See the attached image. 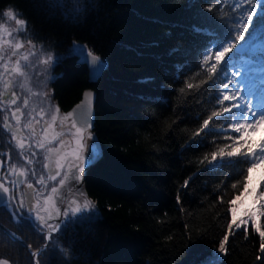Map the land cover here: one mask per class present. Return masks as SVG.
<instances>
[{
	"label": "trees",
	"instance_id": "1",
	"mask_svg": "<svg viewBox=\"0 0 264 264\" xmlns=\"http://www.w3.org/2000/svg\"><path fill=\"white\" fill-rule=\"evenodd\" d=\"M188 2L81 0L77 11L73 0L62 4L0 0L1 9L13 8L21 14L37 44L36 62H29L26 75L16 80L27 83L28 98L39 100H29V109H35L32 116L40 123L34 120L33 124L40 135L52 122L51 115H57L58 106L60 137L75 142L65 130L69 127L64 117L86 90L97 95L95 125L90 131L102 146L103 157L87 171L84 186L98 215L46 240L45 225L35 227L37 223L26 215L20 222L26 212L17 205L14 222L12 214L0 207V222L34 250L41 249L40 264H204L218 252L231 220L229 201L242 191L240 185L231 188L240 168L227 162L212 168L203 159L214 150L211 144L192 145L200 138L195 132L203 119L217 107L210 101L219 89L215 78L209 79L194 59L168 53L177 46L194 50L204 39L190 30V25L200 23L194 13L201 6L214 3L212 12L205 15L227 18L233 15L235 0H194L196 9H189ZM74 43L87 46L107 63L95 83L89 81L87 66L69 55ZM49 54L65 59L42 63ZM180 63L192 67L177 71ZM145 80L150 82L142 83ZM187 83L196 87L188 89ZM24 135H29L27 129ZM261 136L264 129L251 133L254 141ZM214 139L208 137L209 142ZM34 151L37 155L29 169L43 164L41 150ZM12 155L15 158V152ZM261 172L253 173L251 187L257 191L237 201L241 212L264 191ZM225 247L227 254H218L222 264H264L260 238L252 227L247 235L243 228L234 230ZM0 260L34 264L31 253L1 228Z\"/></svg>",
	"mask_w": 264,
	"mask_h": 264
},
{
	"label": "snow or ice",
	"instance_id": "2",
	"mask_svg": "<svg viewBox=\"0 0 264 264\" xmlns=\"http://www.w3.org/2000/svg\"><path fill=\"white\" fill-rule=\"evenodd\" d=\"M61 4L63 0H58ZM77 5L76 10L80 11L81 0H73ZM187 7L189 9H196L194 0H189ZM215 7L214 3L201 6L195 13L194 18L200 20L199 24L190 25V30L204 39L197 45L194 50L183 49L181 46L172 48L169 55L179 54L185 59H194L197 67L205 71L209 79L213 77L216 80V86L219 91L215 93L214 102L217 106L207 118L203 119L202 125L195 132L199 140H193L192 145L204 146L210 143L214 150L203 158L208 162L212 168L222 167L225 162L229 165L235 163L239 166L240 171L235 182L231 183L232 189H237L238 185L242 187V191L235 195L229 201L231 220L227 226L228 231L219 242L218 252L214 251L213 256L209 257L204 264H222L219 253L227 254L225 247L229 240V234L233 231L244 229V234L247 235L248 227L259 235L260 251L264 253V224H261V218H264V191H261L252 202V206L240 211L241 196L247 194L253 195L257 191L256 188L251 187L253 184V173L257 170H264V136H261L259 141H254L251 138V133H255L260 129H264V0H235L232 7L233 15L227 18L217 16H208L205 13H211ZM18 13L12 9L0 13V20L15 21L18 26L15 29L16 35L9 27L0 23V148H7V151H0V169H3L4 175L0 176V207L9 211L15 222L17 213L13 207V201H18L22 206L24 199L22 196L16 195V186L23 184L25 179L29 176H36V169H29L28 166L33 165L36 158L35 149L45 150L43 153V168L49 169L48 175L51 180L55 181L58 176H61V171L64 168L63 161L66 154H62L65 147V142L60 141L58 147L52 145L60 136L61 132H54L49 137L48 130L53 128L57 121V115H51L52 123L46 124L42 128L43 139H38L40 133L34 127L33 121L35 117L32 116V110L25 113V109L29 106V98H22L23 93H17V88L24 89V84H18L16 81V74L20 77L26 75L21 70L19 60L15 61L13 68L9 67L7 61L11 60L12 56L19 55L16 51L24 48L22 42H10L5 37H12L14 41L27 38L26 21L19 19ZM170 35V33H169ZM210 38V39H209ZM31 40L28 44L31 45ZM247 46V47H245ZM9 49L12 51L9 52ZM243 49V51H241ZM235 50V51H234ZM240 52L238 56L237 53ZM69 55L76 56L80 62L87 64L92 78L98 79L107 68V63L101 56L95 54L87 46L74 43L70 49ZM247 57V59H244ZM28 54L23 55V60L28 61ZM65 57L57 55L53 57L48 55L45 63H61ZM214 60V62H212ZM28 65H25L27 67ZM191 64H177V71L184 68H191ZM149 80L142 81V83H149ZM206 83L207 81H203ZM196 87L193 83H187V88L192 89ZM183 91V89H181ZM92 93H85V101L77 105V109H81L79 116L72 120L71 127L67 130L69 134L73 133L75 136L76 147L72 155L76 161L81 159V153L86 151L85 166H93L103 157V149L98 141L93 142L85 149V139H93L89 134L85 137V131L91 128L89 120V106L92 102ZM18 101H21L18 103ZM14 106V107H13ZM44 110L41 109V112ZM60 109L57 106L55 113L59 114ZM74 113L69 112L64 119L67 120L73 117ZM22 118L25 123L22 125ZM14 121V122H13ZM39 124V120H35ZM220 124V128L216 127ZM79 125V126H78ZM61 127H63L61 125ZM27 129L29 135H24V130ZM201 133H204L201 136ZM215 137L214 140L208 141V137ZM6 137V138H5ZM35 142L33 143V139ZM192 145H189L191 147ZM15 152V158L12 153ZM54 164L55 171L53 172L49 166ZM71 178L74 181L82 179L84 167L77 164L75 170L70 167L68 170ZM69 180V175H63L59 181L58 186L51 188V194L45 197V201L53 200L58 191L64 189L66 182ZM37 183L45 186L44 175L41 174ZM260 183L264 185V172H261ZM74 183H69L68 187H73ZM187 186V181L185 182ZM29 200V210L26 214H21L20 222L23 221L24 215L35 223L41 221L47 227L48 232L45 233V239L51 240L54 233L66 230L70 225L89 221L93 219L98 213L95 210L93 202L89 199H82V193H74L69 199L67 192H62L57 197V204H61L68 200L65 204L64 211L60 213V218L55 223H49L55 217V213H48L45 209V215H40L37 211L36 215H32L33 207H41V201L36 198L35 192L38 189L34 188L32 183H27ZM222 199V197H221ZM241 203H243L241 201ZM258 205V206H257ZM57 208V212H59ZM47 217V218H46ZM35 227H41L40 224H35ZM57 240L59 237L57 236ZM30 247V246H29ZM56 244L54 242V250ZM65 256L67 253L64 249H60ZM37 253H33L35 257ZM0 264H8L5 260H0ZM35 264H39L36 260Z\"/></svg>",
	"mask_w": 264,
	"mask_h": 264
},
{
	"label": "rangeland",
	"instance_id": "3",
	"mask_svg": "<svg viewBox=\"0 0 264 264\" xmlns=\"http://www.w3.org/2000/svg\"><path fill=\"white\" fill-rule=\"evenodd\" d=\"M17 52L20 54V53L22 52V49H18ZM43 60H44V59H43ZM42 63H44V62H42ZM30 89L32 90V89H34V88L31 87ZM58 119H59V114H57V121H58ZM57 121H56V123H57ZM56 123H55V124H56ZM59 127H60V126H59ZM89 131H90V130H89ZM90 132H91V137H92L93 139H91L89 142H87V145H86L85 149H87L88 146H89V145L93 142V140H94V137H93V135H92V131H90ZM42 137H43V134H41V135L39 136V139H41ZM49 137H51V135H49ZM70 137H72L73 140L75 141V136H74V134L71 135ZM65 139H66L65 137H59V139H58L55 143H53L52 145H46V147H48V146L58 147V146H59V143H60L61 140H63V141L65 142V147H64L63 150H62V154H66V157H65V160L63 161V163H64V168H63V170L61 171V176H58L57 179H56L55 181L51 180L50 176L48 175L49 169H44L43 166H42L43 164H40V165L38 166V168H36V173H37L36 176L29 175V176L25 179V182H24L23 184H18V185L16 186V195H17V196H22L23 199H24V203H23V205L21 206V205L19 204L18 201H15V200H14V201L12 202V203H13V207H15V206L17 205V208H19V210H23V211H25V212H27V211L29 210L30 204H29V200H28V195H27V194H28V192H29L30 190L27 188V183H32V184L34 185V188H35V189H38V191L35 192V196H36V198H39V199H40V201H41V205H42L41 207H38V208H37V207H33V208H32V215L35 216L36 213H37V211L39 212L40 215H44V212H45V211H43V212H40V211H41V210H45V209H47V211H48L49 213H52L53 210H54V211L57 210V208H58V204H57V200H56V195H57V194L54 195L53 200H51V201H45V197L51 194V188H52L53 186H58V181H59V179H60L63 175L68 174L69 176H71L70 172L68 171L69 168L71 167L72 170H74L75 166L77 165V161L73 160V158H72V153H73V151L75 150L76 142H72V144H70V142H68V140L66 141ZM66 144H69V145H66ZM44 151H45V150H41L42 155H43ZM81 154L86 155L87 153H86V151H85L84 153H81ZM42 159H43V157H42ZM42 162H44V161L42 160ZM36 166H37V165H36ZM49 168H50L53 172L55 171V166H54V164L50 165ZM41 174L44 175L45 186H41V185H39V184L37 183V180L39 179V176H40ZM3 175H4L3 169H0V176H3ZM85 198L88 199L86 195H83V196L81 197V200H82V199H85ZM69 199H70V197H69ZM68 202H69V201L66 200V201H64L63 203L67 204Z\"/></svg>",
	"mask_w": 264,
	"mask_h": 264
},
{
	"label": "flooded vegetation",
	"instance_id": "4",
	"mask_svg": "<svg viewBox=\"0 0 264 264\" xmlns=\"http://www.w3.org/2000/svg\"><path fill=\"white\" fill-rule=\"evenodd\" d=\"M9 9H12L15 13H18V17L17 18H19V19H22V17H21V14L16 10V9H13V8H5V9H1L0 8V13H3L4 11H6V10H9ZM0 23H4V24H6L8 27H9V30H11V31H13V35L15 36L16 35V32H15V29L18 27L16 24H15V21H11V20H0ZM26 29L28 28V26H27V23H26ZM28 34V33H27ZM5 37L7 38V39H9V41L10 42H12V43H14V42H22L23 44H24V48H22V52L19 54V55H15V56H12L11 57V60H9V61H7L8 62V64H9V67L10 68H13L14 66H15V61L16 60H19L20 61V64H21V70L23 71V72H25L26 73V71H27V69H26V67H25V65H29V62H32L33 63V61L34 62H36V56H37V44L31 39V37H30V34H28L27 35V38L26 39H23V40H20L19 38H17V40L16 41H14L13 39H12V37H7V35L5 34ZM31 40V45L30 44H28V40ZM12 50L11 49H9V52H11ZM24 54H28V61H24L23 60V55ZM41 62H45V60H41ZM0 63H3V61H0ZM1 70H3L2 68H0V71ZM15 78H21L18 74H16V76H15ZM17 81V83L18 84H24L25 85V87H24V89H19V88H17V93H18V95H20L21 94V92L23 93V95H22V98L21 99H23L24 97H27L28 98V95H27V92L26 91H24L25 89H26V86H27V83H24L23 81H20V80H16ZM30 89V88H29ZM33 90V89H32ZM38 92L39 91H35V93H36V95L38 94ZM29 100H33V101H35L36 103H39V100H38V98H37V96H35V97H30L29 98ZM21 101H18V103H20ZM14 107V106H13ZM30 109H29V106H28V108L27 109H25V113L27 114V112L29 111ZM62 117V114H60V112H59V118H61ZM22 121H23V118H22ZM67 121V123H68V127L70 128L71 127V125H70V118L69 119H67L66 120ZM14 122V121H13ZM50 123H52V122H50ZM65 130L67 131L68 129L67 128H65ZM89 130H91V129H87L86 131H85V137H87L89 134L91 135V132L89 131ZM61 130H60V127H59V123H58V121H57V123L56 124H54L53 125V128H51V129H49L48 130V134L50 135H53L54 134V132H60ZM72 135L74 134V130H73V133H71ZM90 141V139H85V141H84V146L86 147V145H87V142H89ZM86 155H83V154H81V159L79 160V161H77V164H79L80 166H83L84 168H85V159H84V157H85ZM72 158H73V160H75V158H74V156L72 155ZM76 161V160H75ZM74 170H75V168H74ZM85 174V172H83L82 174H79L80 176H82V179H79L78 181L79 182H82V180H83V175ZM85 178H86V175H85V177H84V181H85ZM73 188H75V187H73ZM73 194H74V192H68V196L70 197V199L72 198V196H73ZM61 208V207H60ZM43 211H45V210H41L40 212H43ZM45 213V212H44ZM49 213V212H48ZM37 224H42V225H44L43 224V222H41V221H35Z\"/></svg>",
	"mask_w": 264,
	"mask_h": 264
},
{
	"label": "bare ground",
	"instance_id": "5",
	"mask_svg": "<svg viewBox=\"0 0 264 264\" xmlns=\"http://www.w3.org/2000/svg\"><path fill=\"white\" fill-rule=\"evenodd\" d=\"M71 58H75L76 60H77V64H79V65H85V64H82V62H80V61H78L79 59H78V57H76V56H72ZM85 66H87V64L85 65ZM87 68H88V71H89V81H92V80H94L93 78H92V74H91V71H90V69H89V67L87 66ZM99 79V78H98ZM98 79H95V80H98ZM86 93H92V92H90V91H88V92H86ZM93 94V96H92V102H91V105L89 106V109H88V112H89V120H90V122H91V124H93V122H94V119L92 118V116H93V107H94V102H96L97 101V95L96 94H94V93H92ZM85 94H84V96H83V100L82 101H85ZM81 104V103H80ZM79 104V105H80ZM81 111V109H77V107L74 109V115H73V117H71L70 118V125H71V123H72V120L73 119H76L78 116H79V112ZM79 126V125H78ZM94 127V126H93ZM91 129V128H90ZM94 137V136H93ZM94 140L95 141H97L96 140V138H94ZM99 161V160H98ZM97 161V162H98ZM96 162V163H97ZM95 163V164H96ZM94 166V165H93ZM92 168V166H85V168H84V172H85V174L83 175V180H82V182H79L78 180H76V181H74L73 182V180H72V178H71V176H69V180L66 182V184H65V186H64V189H62V190H60V191H58V193H57V195H56V200H57V197H59L60 195H61V193L62 192H74V193H77V189H79V193H77V194H83V195H86V192H85V186H84V177H85V175H86V173H87V171L89 170V169H91ZM69 183H74V186L73 187H75V188H73V187H68V184ZM82 195V196H83ZM64 206H65V203H61V204H58V208H59V212H57V210H53V212L52 213H55L56 215H55V217L52 219V220H54V219H59L60 218V213H62L63 211H64ZM61 207V208H60ZM44 215H45V213H44ZM47 218V217H46ZM52 220H49L48 222L50 223V221H52Z\"/></svg>",
	"mask_w": 264,
	"mask_h": 264
},
{
	"label": "water",
	"instance_id": "6",
	"mask_svg": "<svg viewBox=\"0 0 264 264\" xmlns=\"http://www.w3.org/2000/svg\"><path fill=\"white\" fill-rule=\"evenodd\" d=\"M17 51V50H16ZM241 51H243V49L241 50ZM79 59V58H78ZM78 61H80V60H78ZM82 64H85V63H82ZM86 65V64H85ZM97 80H92V81H90L91 83H95ZM88 91H90V92H92V93H94V94H96L92 89H88V90H86L84 93H83V96H84V94L86 93V92H88ZM83 96H82V99H81V101L77 104V105H79L81 102H82V100H83ZM85 99V98H84ZM77 105H75L74 107H73V109L70 111V112H74V109L77 107ZM95 105H96V102H94V107H93V116H92V118L94 119V122H93V124H91V129L92 128H94L93 126L95 125ZM94 136V138H96V136L95 135H93ZM56 220L57 219H54V220H52V221H50V223H55L56 222ZM0 228L12 239V240H14V241H16V242H19L20 244H22L30 253H31V255H32V258H33V261H34V264H35V261L36 260H38L39 261V255H40V253H41V249H38V250H34L33 248H32V246L23 238V237H21L20 235H18L17 233H15L14 231H12L11 229H9L6 225H4L3 223H1L0 222ZM48 231H46L45 233H47ZM30 246V247H29ZM33 253H37V255L34 257L33 256ZM39 264H40V262H39Z\"/></svg>",
	"mask_w": 264,
	"mask_h": 264
}]
</instances>
